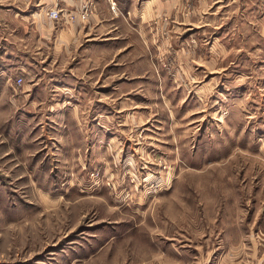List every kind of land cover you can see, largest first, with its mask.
I'll list each match as a JSON object with an SVG mask.
<instances>
[{
	"label": "rangeland",
	"instance_id": "1",
	"mask_svg": "<svg viewBox=\"0 0 264 264\" xmlns=\"http://www.w3.org/2000/svg\"><path fill=\"white\" fill-rule=\"evenodd\" d=\"M107 2L77 80L0 16V264H264V0Z\"/></svg>",
	"mask_w": 264,
	"mask_h": 264
},
{
	"label": "crops",
	"instance_id": "2",
	"mask_svg": "<svg viewBox=\"0 0 264 264\" xmlns=\"http://www.w3.org/2000/svg\"><path fill=\"white\" fill-rule=\"evenodd\" d=\"M2 1L4 6H0V16L11 19L14 14L15 16L20 14L22 25H25L24 21L29 22V35L31 37H34L38 41L40 40L43 44H45L46 40H51L53 49L56 52L58 51V54L69 55V61L80 62L81 65L78 63L77 70L71 68L68 71L71 79L86 78L89 74L90 71L85 68L86 63L89 61V57L85 51H88V54L91 56H102L103 53L104 55L107 54L109 46L108 33H103L106 16L109 14L106 10L109 6L107 0H89L93 3L94 8L87 19H84L80 15V11L88 0H21L19 11H13L14 9L10 0ZM118 1L121 8L126 10V4L129 0ZM145 5L144 7L148 8V4ZM57 6L62 10V17L59 21H52L47 17L46 13ZM144 7L141 11H143ZM137 8L139 7L137 6ZM133 9H135V5L132 6V13L136 12ZM69 13L75 15L77 13V20L75 22H68L67 16ZM138 13H140V8ZM10 26H12L11 23ZM83 46L85 50L81 54V58H78V53L76 54L75 51L81 50ZM104 59L107 62L108 56H104ZM83 89H85V93L87 91L86 87Z\"/></svg>",
	"mask_w": 264,
	"mask_h": 264
},
{
	"label": "built area",
	"instance_id": "3",
	"mask_svg": "<svg viewBox=\"0 0 264 264\" xmlns=\"http://www.w3.org/2000/svg\"><path fill=\"white\" fill-rule=\"evenodd\" d=\"M111 8H112L113 11H117V6L113 2H112V7ZM46 15L52 21H59L60 18L62 17V10L57 6L54 9L49 10ZM18 83H19V85L22 84V79L21 78L18 79Z\"/></svg>",
	"mask_w": 264,
	"mask_h": 264
}]
</instances>
